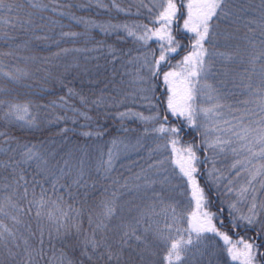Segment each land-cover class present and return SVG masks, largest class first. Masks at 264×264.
<instances>
[{
  "label": "snow or ice",
  "instance_id": "6c2138e0",
  "mask_svg": "<svg viewBox=\"0 0 264 264\" xmlns=\"http://www.w3.org/2000/svg\"><path fill=\"white\" fill-rule=\"evenodd\" d=\"M0 264H264V0H0Z\"/></svg>",
  "mask_w": 264,
  "mask_h": 264
}]
</instances>
